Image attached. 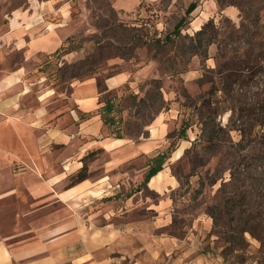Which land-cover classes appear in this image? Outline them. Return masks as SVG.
<instances>
[{"label":"rangeland","instance_id":"obj_1","mask_svg":"<svg viewBox=\"0 0 264 264\" xmlns=\"http://www.w3.org/2000/svg\"><path fill=\"white\" fill-rule=\"evenodd\" d=\"M114 1L0 0V76L22 62L16 42L27 29L29 9L38 7L51 22L63 7L67 19L58 20V46L28 66V78L44 79L28 94L31 105L38 86L66 92L69 82L94 77L103 91L107 76L149 65L150 76L101 95L98 112L106 102L112 108L103 112L111 117L105 133L143 137L163 107L175 108L178 126L170 132V146L180 139L190 144L170 164L180 181L173 193L174 223L206 215L224 264H264L258 236L247 230L240 245L224 238L241 235V219L264 237V0H213L206 8H199L202 0H141L125 8ZM191 2L196 8L186 15ZM196 11L204 12L197 29L191 24ZM228 69L237 77L228 79Z\"/></svg>","mask_w":264,"mask_h":264},{"label":"crops","instance_id":"obj_2","mask_svg":"<svg viewBox=\"0 0 264 264\" xmlns=\"http://www.w3.org/2000/svg\"><path fill=\"white\" fill-rule=\"evenodd\" d=\"M118 1L125 8L141 0ZM29 10L16 42L22 62L0 76V264H224L210 217L174 223L180 181L170 164L190 142H176L145 180L151 160L170 148L177 110L163 108L137 139L105 133L101 95L150 76L149 65L107 76L103 91L94 77L69 82L66 92L38 86L33 106L27 96L44 79L28 78V66L58 46V20L67 17L63 7L53 22ZM203 14L194 13L196 29ZM84 165L87 176L69 184Z\"/></svg>","mask_w":264,"mask_h":264},{"label":"trees","instance_id":"obj_3","mask_svg":"<svg viewBox=\"0 0 264 264\" xmlns=\"http://www.w3.org/2000/svg\"><path fill=\"white\" fill-rule=\"evenodd\" d=\"M196 8V3L195 2H191L187 9L185 10V14L186 15H189L194 9ZM207 25V24H206ZM205 25V26H206ZM203 33V27L201 29H199L197 32H196V35H200ZM63 48V47H60V49ZM230 70L228 72V74L226 75V77L229 79V78H232V77H237L236 76V72L235 70L233 71L232 69H228ZM233 71V72H232ZM220 75L223 73L222 71L218 72ZM153 83L155 86H158L156 81L153 80ZM229 88H230V85H229ZM224 89V84H223V88L222 90ZM203 105H206L207 106V103L204 102ZM165 108V107H163ZM111 104L108 102H106L105 106H103V108H101V112L99 111V114L101 116V119H102V122L103 124H108V122L111 120V117L109 118H105V116H103V112H110L111 111ZM245 110V111H244ZM242 109V112H246L248 113V110L247 109ZM243 114V113H242ZM241 116V115H240ZM111 123V122H110ZM212 124L213 126V123H210ZM241 134H242V137L244 136L243 134V129H239ZM114 137H117V138H122L121 135L119 134H115ZM211 138H215V132L212 130V136ZM212 141V139H211ZM174 147V144L172 146H170V148L172 149ZM169 148V150H171ZM166 154L165 153H160L158 154L156 157H154L152 160H151V165L149 167V169L147 170V173L145 175V180H147L151 175L155 174L157 171H159L161 168H162V164L164 163L165 159H166ZM87 176V168L86 166H82V168L78 171V173L74 176H72L70 178V183H75V182H78V181H81L82 179H84L85 177ZM212 219H213V223L214 224H217V219H216V216L215 215H211ZM248 223V220H245V221H242L241 219V222L239 223V233L241 232V235H239V237L237 236H234V235H225L224 238L226 239L227 242H230L232 244H237V245H240L241 244V241H243V237H242V233H244L245 231H249L251 234L253 235H256L258 236L259 240L261 241L262 243V246L264 245V237L262 235H259L257 233H255V231L253 229H250L248 227V225H246ZM249 228V229H248ZM238 232V230H237ZM235 245H233L234 247Z\"/></svg>","mask_w":264,"mask_h":264}]
</instances>
